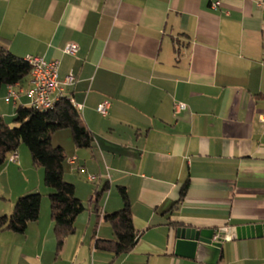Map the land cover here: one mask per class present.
<instances>
[{"label": "crops", "instance_id": "crops-1", "mask_svg": "<svg viewBox=\"0 0 264 264\" xmlns=\"http://www.w3.org/2000/svg\"><path fill=\"white\" fill-rule=\"evenodd\" d=\"M0 46L58 60L60 80L73 74L58 94L93 136L88 148L69 135L57 144L85 206L59 249L43 171L21 144L17 160L8 154L0 215L24 193L42 197L24 232L0 231V264H208L174 255L175 227L264 223V0H0ZM28 88L29 77L0 87L4 121L28 105ZM118 186L138 236L116 256L94 243L114 238L104 214L121 208ZM224 246L215 264H264V236Z\"/></svg>", "mask_w": 264, "mask_h": 264}, {"label": "trees", "instance_id": "trees-1", "mask_svg": "<svg viewBox=\"0 0 264 264\" xmlns=\"http://www.w3.org/2000/svg\"><path fill=\"white\" fill-rule=\"evenodd\" d=\"M31 66L24 58L0 46V87L14 85L29 77ZM9 127L0 115V166L8 154L24 143L30 153L34 167L43 170V183L50 188L48 194L50 217L59 249L65 237L75 230L74 220L85 208L83 202L74 194V185L63 178V164L66 154L60 145H53L52 135L61 129H69L72 141L77 148H88L92 143V133L84 123L80 111L71 103L70 98L60 96L54 105L45 110L29 105H17ZM186 184L180 190L179 200L185 193ZM122 206L116 211L105 213L104 220L112 228L114 238H96L95 248L112 252L118 256L129 252L135 245L137 231L132 224V215L127 192L118 186ZM99 192L95 190L96 199ZM41 193H24L16 198L9 214L0 215V231L24 232L29 222L39 216Z\"/></svg>", "mask_w": 264, "mask_h": 264}, {"label": "built area", "instance_id": "built-area-1", "mask_svg": "<svg viewBox=\"0 0 264 264\" xmlns=\"http://www.w3.org/2000/svg\"><path fill=\"white\" fill-rule=\"evenodd\" d=\"M219 5V1L212 3V7L216 8ZM76 50V45L70 43L66 46V52H74ZM25 62L31 66V71L29 74V88L26 90V95L29 98L28 105L36 109H49L60 97L58 92L62 89L64 85L72 84L74 80L73 74L66 75L62 80L58 78V65L59 62L56 59L45 60L43 57L38 55H27L24 57ZM16 97L15 92L9 88L8 97ZM71 103L78 109H81L79 104H76L72 99ZM109 107V102L107 100L102 101L97 106V112L101 115H106ZM185 105L181 102H176L174 104V110L178 111L184 109ZM264 122V115L261 116ZM10 161L17 160L16 152H12L9 156ZM74 157L69 158V162H73Z\"/></svg>", "mask_w": 264, "mask_h": 264}, {"label": "water", "instance_id": "water-1", "mask_svg": "<svg viewBox=\"0 0 264 264\" xmlns=\"http://www.w3.org/2000/svg\"><path fill=\"white\" fill-rule=\"evenodd\" d=\"M173 253L176 256L215 264L224 253V243L235 239L264 236V223L244 224L229 228L177 226L173 231Z\"/></svg>", "mask_w": 264, "mask_h": 264}, {"label": "rangeland", "instance_id": "rangeland-1", "mask_svg": "<svg viewBox=\"0 0 264 264\" xmlns=\"http://www.w3.org/2000/svg\"><path fill=\"white\" fill-rule=\"evenodd\" d=\"M12 119L13 118H6V121L5 122L8 124L9 127L15 126L14 122L12 121ZM56 134H60V135H55L54 139L52 140V144L53 145H57L58 144V141H60V142L65 141L66 138L68 137V135L71 138V132H70L69 129L59 130ZM71 141H72V138H71ZM21 146L26 149V151L28 152V156H30V153H29V150H28L27 146L24 143H21ZM66 153H67V151L65 152V154ZM39 170H42V169H39Z\"/></svg>", "mask_w": 264, "mask_h": 264}]
</instances>
